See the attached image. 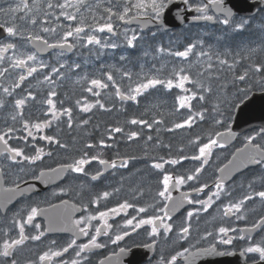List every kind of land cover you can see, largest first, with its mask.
I'll return each instance as SVG.
<instances>
[{
  "label": "flooded vegetation",
  "instance_id": "af4514ba",
  "mask_svg": "<svg viewBox=\"0 0 264 264\" xmlns=\"http://www.w3.org/2000/svg\"><path fill=\"white\" fill-rule=\"evenodd\" d=\"M29 2L31 3V0ZM47 2L48 0H42V9L46 7ZM51 2L55 5L58 2H63V0H51ZM100 2L116 6L118 0H87V4L92 6V11L85 13L86 20L91 19L88 15L89 13L91 16L98 13V7H95L94 4L98 5ZM206 2L207 0H190L193 6ZM17 3H19V0H0V8L15 6ZM119 3H123V0H119ZM226 3L227 0H224V4ZM170 4L177 5V9L185 13L186 18H194L197 15L194 11L190 12L187 10L183 0H171ZM236 4L238 5L239 13H233L232 24L227 27L219 23L202 21L198 23L187 22L171 31H164L161 27L142 30L140 26H129L119 21V31L128 29L139 32L156 29L162 34L171 33L175 36L181 33L180 35L184 37H192L193 34L200 35L204 31V36H234L236 38L235 46L226 47L228 51L230 50V54L222 56V58L230 61V64H233L234 67L229 68L227 66V70L224 73L225 76L222 78L219 87L220 93L208 96L209 101L213 103H210V109L204 112L206 119H199L194 123V126L199 123L198 127L201 128L202 133L196 136L193 141L171 142L167 144L168 148L166 150L161 147V144L145 142L148 146H145L143 154L136 158L137 164L131 163L130 155L125 157L128 159V165L124 167L122 172L125 182L124 189L119 188L118 182L121 183L122 180L114 178L111 173L114 169L111 167L97 180L93 181L91 175L98 170H103V167L96 161L84 166V174L75 173L71 169L67 170L61 182L39 192L19 189L35 180L39 173L44 170H50L59 165L74 164L85 153L89 157L92 154H98L96 150L100 148L94 146L91 149L95 151H92L91 155H89L86 150H83V144L80 141H77L78 144L76 145L69 146H76V148L64 154L59 150L58 144H50L45 140L39 139L42 135H50L56 137L59 141L61 140V143L69 144L70 142L65 139L66 134H74V131L79 128V123L75 120L76 111L73 109V124L71 128L67 125V116H61L58 121H53L51 126L44 128L42 131L37 132L32 129L37 137L36 140L27 137V144L23 139H11L9 141L13 147L23 148L25 154L29 156L36 154L32 145L44 149V152L41 153V159L36 160L35 163H29L28 161L13 163L7 155H0V171H2V178H0V243L4 239L18 236V225L13 223V220L25 219L27 212L32 207H37L40 211L30 225H25V234L30 237L37 235L39 232L44 233L40 240H26L23 246L15 250L14 256L8 258L9 262L14 258L17 264H41L39 256L45 251L60 249L74 238L73 234L76 231L75 222L77 220L98 214L99 211H106L124 201H128L134 207L127 209L126 214L125 212H121L118 215L109 213L108 223L112 225L109 235L114 236L117 232L122 233L123 231H129L131 234L126 236L123 241H120L119 246L111 244L108 236H100L98 242L106 243L107 246L86 253L88 260L85 261V264H99V261L105 260L108 256H113L115 252H119V247L126 249V252L121 257L122 264H158L161 256L167 260L176 251L183 250L185 247L195 245V248H191L192 251H195L197 248L208 247L210 244L216 243L214 237L217 236V230L221 226L235 227L239 230L250 227L261 217H264V201L255 196L243 206V214L246 219L237 220L234 216L224 217L223 215V205L229 202H236L247 194L264 191V164L252 163L248 159V156L252 153V148L249 146V148L245 149L246 137L249 136L255 137L252 141L253 145L264 146V67H262L260 73L255 72V65L264 66V3L261 0H236ZM48 11L59 14L60 9L54 7ZM69 11H72V9H69ZM209 14H211V9ZM11 15L0 14V23L7 21L9 26H11L12 21L9 19ZM16 15L19 16L22 13ZM48 19L51 24L47 26H56L57 22L54 17L50 16ZM243 19H248L249 23L241 30H233L232 25L239 23ZM65 21L61 17L60 23L63 24ZM23 22L27 21L19 19L15 21L18 29ZM30 28H34L36 33L45 36L50 42L58 39L64 31L62 27H57V33L54 35L40 32L38 27L30 25ZM2 33L0 45L8 42L15 43L17 45V54H19L21 49L26 52L36 51L26 41L16 37H8L3 28ZM21 43H24V45L19 50L18 45ZM75 44L76 46L73 49L65 50L62 53L59 49H45L42 52H38V61H43L49 67L34 73L32 77L25 80L20 88L15 89L13 97H6L2 89H0V99L5 100V106L0 108V133L6 131L8 127H13L17 129L13 133L14 136H27L26 130L23 129L21 117L18 116L16 121L11 120V115L17 111L14 108V99L24 97L27 91H31L36 98L35 100H27L26 106L23 108V119L28 120L32 124L50 119V116L44 115L45 110L48 109L45 101L49 98L48 93L50 90H55L56 92V96L51 98L58 110L70 106L68 103L70 95H73V99H75L74 105L78 110H80L81 106H85V102L90 104L99 99V97L85 90L91 85H73L68 83V71L73 72V70L80 68H75L74 65L77 63L79 65L82 64L80 63L81 58L76 53L77 44L79 43L75 42ZM174 50H180V48L177 46ZM182 50L184 51L185 48ZM4 56L3 66L7 67L9 65L8 58L13 56V50H8L4 53ZM121 62L125 63L124 61ZM61 63L65 65L64 68L60 69L62 78H57V76L53 75L54 84L45 82L44 75L51 73L52 66L58 67ZM96 63L98 62L96 61ZM20 71L19 69H10L9 73H6L4 77H0V85L11 88ZM245 71L248 72L245 81L234 79L235 76L243 74ZM92 76H94L93 73ZM241 89L247 90V95H244ZM94 91H101V89H94ZM105 92L113 94L115 90L109 85ZM142 96L138 97V103L133 101L124 102L128 103L129 107H132L137 115L146 116L145 103L147 100ZM252 96L255 99L249 100ZM78 100L80 105L77 104ZM245 102H249V104L241 111L243 118L240 120L239 130L235 134H227L234 121L237 107L244 106ZM95 107H98V105ZM149 115L151 114L149 113ZM217 120H222L223 123L218 124L216 123ZM217 133L223 134L222 140L218 141V145L213 146L207 164L202 165V160L192 159H183L176 165L166 163V161L171 159L199 155V147L207 143L209 137L216 139ZM197 137H199L198 142ZM219 143L224 146L220 147ZM109 144L112 146L102 149V157L111 161L114 158H111L110 153L107 151H113L115 147L114 143L109 142ZM155 148L158 149L156 150ZM240 149H244V151L241 152L239 151ZM48 153L51 154L49 155ZM154 163H163V170L153 168L152 164ZM139 165H142L143 171L140 175H142L141 178L144 181L140 184L142 188L132 190L129 188V184L133 182L132 179H134ZM201 166L202 171L196 179L186 181L185 184L178 188L170 186L172 201H164L163 198L159 197L158 192L163 190L162 179L165 174H171L174 178L178 176L186 177L188 174L193 173L197 167ZM137 179L136 176L134 181ZM138 182L139 179L137 180ZM218 182L223 184L224 192L221 193L220 199L215 200L207 211L201 210L204 206L203 204H189L187 202L188 199L207 201L211 192L218 191L215 187ZM17 184L19 188H17L16 193L11 196L10 200H7L3 189L16 187ZM204 184L208 185L204 192L196 193L194 191V189ZM250 185L251 187H249ZM117 189L119 191H116ZM104 191L109 192L110 196L107 199L101 198L94 204L95 198L101 196ZM182 197L183 203L180 204ZM60 202H64L63 205L56 210L48 211L50 207L52 208V206ZM165 203L168 204L172 216L171 220H165L166 223L172 225V231L166 235L161 228L159 236L151 237L149 235L151 231L150 225H143L135 232L131 231V226H125V221L133 216H136V219L139 220L141 218L163 215L158 209ZM137 207H145L147 211L138 213L136 211ZM189 211H193L194 215L190 221H186ZM17 213L19 214L18 216ZM133 223L135 224L136 221ZM159 223L160 221H157V225ZM188 223H190L188 239L180 240L177 234ZM37 224L40 225L39 229L35 228ZM91 225L90 235L94 234L95 227L102 226V222L99 220L91 221ZM209 231L213 233V236L208 237L206 240L201 239ZM5 232L8 233L7 237L4 235ZM230 235H238V233H230ZM251 235L254 241H257L264 237V231L257 230ZM75 238L78 244L88 242V237L82 234ZM53 241H55L54 244L52 243ZM150 243L154 244L153 248L145 247L146 244ZM245 246H247V241L239 239L234 240L232 245L217 244V251L232 252L233 254L199 258L197 264H256L257 258L254 255L249 254L247 257L240 255L241 249ZM74 251L75 249H70L64 256L54 258L53 261H46L44 264H56L57 260L71 259L74 256ZM116 261L117 258L113 256L112 261L106 260L105 264H116ZM0 264H5V260L2 257H0ZM177 264H184V261L180 259Z\"/></svg>",
  "mask_w": 264,
  "mask_h": 264
},
{
  "label": "snow or ice",
  "instance_id": "6c2138e0",
  "mask_svg": "<svg viewBox=\"0 0 264 264\" xmlns=\"http://www.w3.org/2000/svg\"><path fill=\"white\" fill-rule=\"evenodd\" d=\"M264 3V0H261ZM171 3V0H123V3H118L116 7H107L104 9L107 12V18L103 24H96L95 26L86 24L85 13L92 11V6L87 4V0H63V2H58L55 5L48 0L46 7L42 9V0H19V3L15 4V6H9L8 8H0V14H12L9 19L12 21L11 26H9L8 22L5 21L0 23V28H3L7 33L8 37H16L21 40L26 41L29 45L34 47L36 51L34 52H26L23 49L20 50L19 54H17L16 49L17 45L13 42H8L6 44L0 45V77H4L6 73L10 72V69H19L21 70L18 73L17 79L10 87L0 85V89L6 97H13L15 89L21 87L22 83L27 80L29 77H32L34 73H37L40 70H43L46 67H49L43 61H38L37 53L42 52L45 49H59L61 53L65 50L73 49L76 44L75 42L83 41L85 47L89 45H101L103 47H111L113 49L117 48L116 43H105L102 44L100 38H98L95 34H89L86 29L91 28L92 33L100 32L103 33L107 31L113 35H116V31L114 28L113 17H116L120 22L128 24L134 20H140L143 23L147 24L149 22H154L157 26H163V16L166 8ZM183 3L187 6V10L192 12L194 11L197 15L193 18L196 21H206L212 23H219L224 26H229L232 24L233 12L230 8L225 7L224 0H207L206 3H202L196 6H193L190 3V0H183ZM98 6V5H97ZM60 9L59 14H55L51 11H48L53 8ZM72 9V11H69ZM119 9V10H117ZM211 9V14H209ZM22 13V15L17 16L16 14ZM42 13V15H41ZM54 17L57 22L56 26L49 27L47 25L51 24V21L48 19L49 17ZM63 17L64 20L68 21L67 25L60 23V19ZM19 19L22 21H27L29 25L38 27L40 32L43 33H57V27L66 28V30L56 39L54 42H50L48 38L40 35L34 31V28H20L18 29L15 21ZM93 19L95 16L93 15ZM39 20V23H38ZM72 22H77L73 24ZM249 23L248 19H243L239 23L232 25L233 30H241ZM83 34V35H82ZM140 37H138L134 32L130 36L125 33V39L127 41V46L132 48L135 47V41H137ZM197 47V44H189L184 51H177L173 53V55L177 57H181L185 60L189 59V55L193 53V49ZM13 50V56L9 57V65L7 67L3 66V61L5 60L4 53L8 50ZM163 51V49H161ZM255 51V49H253ZM197 63L200 62V57H208V61L204 62V71L209 73V77L212 76L213 64L210 62L212 59L211 53L208 51H199L197 54ZM121 60H124L125 57L121 56ZM218 63L220 65H227L229 68H233L234 65L230 64L227 59H222L217 56ZM65 65L63 63L59 64L58 67L52 66L51 73H46L44 75V81L50 82L52 84L55 83V80L52 79V76L55 75L57 78H62V74L60 73V69L64 68ZM75 68H79L80 65H74ZM262 65H255V72L260 73L262 70ZM204 71L200 72L199 75H204ZM107 77V81L111 82V87L115 90V95L122 101H133L138 103V97L144 95L149 89L156 88L158 85H163L167 89L171 90L173 87L180 88L183 91H188L185 89L186 83H192L197 85L199 89L202 91L210 92V88H205L199 80H193L191 76L185 72V69L181 67L178 71L173 69V75L177 82L174 83V80L169 78L166 81L164 79L159 78L156 75H147L141 74L140 78L133 84L130 83L127 91H121V87L116 83L114 76L111 72L105 73ZM123 77L127 78L130 82L132 81V74L130 72H123ZM248 76V72L245 71L243 74L235 76L234 79L238 81H245ZM83 79H87V77H83ZM91 87L86 88L85 90L92 93L93 95L99 97L101 95L100 91H94V89H107L109 87V83L104 80L93 78L90 80ZM244 95H247V90L241 89ZM198 93L196 91L192 92L191 96H180L179 100V108H188L191 111V105L189 103L190 100L196 99ZM56 96L55 90H50L48 93V99L45 103L48 105V109L45 110L44 115L50 116V119L45 120L44 122H36L34 124L30 123L28 120L23 119V108L26 106V102L29 99L35 100V95L31 91H27V94L22 98L14 99V108L17 110L14 114L11 115V120L16 121L17 117H21V122L23 125V129L26 130V137H16L13 135L17 129L13 127H8L6 131L0 133V155H7L8 158L13 163H21L23 161H28L29 163H35L36 160L41 159V153L44 152L43 148L36 147L32 145L35 149V155L29 156L26 155L23 148L13 147L9 141L11 139H23L27 144V137H31L32 140H36L37 137L34 135L33 130L35 129L37 132L42 131L44 128L51 126L53 121H58L61 116H67V125L69 128L72 127L73 117H72V109L70 107H65L62 109H57L56 104L54 103L51 97ZM204 95H199V99L201 101L204 100ZM77 104L80 105V101H77ZM99 105V108L105 110V104L102 103L99 99L94 103L87 104L86 106H81L80 110L82 112H89L93 107ZM5 106V100L0 99V108ZM110 110V109H107ZM195 116H199L200 119H203V113H195L194 115H189L188 119L182 123H176L174 125L175 129H180L185 126L191 127L192 121ZM82 124H87L88 120H83ZM129 123L133 125H143L148 129H152L153 124H161L162 120L153 119L151 123L144 119H136L133 118L129 121ZM216 123H223L222 120H217ZM124 130L122 127H114L108 129V139L112 140L113 133H122ZM159 131V129H157ZM168 131H173L172 128H169ZM217 136H221L223 134L217 133ZM139 136L137 131H131L128 133V139L132 140ZM41 140H45L48 143L59 144L60 147H66V145L60 143V141L50 135H42L39 137ZM152 137L148 136V140H151ZM255 139L254 136L246 137L247 143L245 144V149L251 146L252 153L248 156V159L255 164H264V146L259 144H252V141ZM199 137H197V142ZM218 145V140L212 137H209L207 143L203 144V146L199 147V155H193L191 157H180L179 159H171L166 161V163H170L172 165H176L180 163L183 159H192V160H202V165L207 164L208 158L211 155V151L213 146ZM111 144H106L102 139L100 141V147H111ZM220 147L224 145L219 143ZM87 148H93L94 145L87 144ZM239 151L243 152L244 149H240ZM49 155L51 153H48ZM19 158V159H18ZM203 158V159H202ZM92 161H96L99 165L103 166L106 170L108 167L113 169L117 167H127L128 159L120 158V163H117V160L113 159L111 161L104 159L102 154H95L92 156H88L87 153L84 154L83 157L77 159L74 164L64 166L67 169H71V171L75 173H85V165L90 164ZM152 167L155 169L163 170V163H154ZM202 171V166L197 167L193 173L185 176L173 177L171 174H165L162 179L163 190L158 192L159 197L163 198L164 201H172L173 197L171 195L170 186L174 188H178L179 186L185 184L186 181H192L196 179L199 173ZM223 171V169H221ZM44 173H41L43 176ZM103 175V170H98L95 174L91 175V179L93 181L97 180L100 176ZM0 178H2V171H0ZM174 181V183H173ZM208 185L204 184L194 191L196 193L204 192L205 188ZM218 191H213L208 196L207 201L200 200H192L188 199L187 202L189 204H203L202 211H207L211 204L215 202V200H219L221 197V193L224 192L223 184L218 182L215 185ZM251 187V185L249 186ZM19 188L17 184L16 187L13 188H4L3 192L6 194L7 200L11 199V196L14 195ZM116 191H119L118 189ZM110 196V193L104 191L101 196L95 198L93 203H97L99 199H107ZM255 197H259L261 201H264V191H258L254 194H247L243 198L239 199L236 202H229L223 205V215L224 217L234 216L237 220H244L246 216L243 214V206L247 201L252 200ZM183 203V197L181 198L180 204ZM179 206V205H177ZM134 205L130 204L128 201H124L119 205L112 207L106 211H99L98 214L89 215L82 220H77L75 222L76 231L73 234V237L66 246L60 249H49L45 251L42 255L39 256V260L41 264H44L46 261H53L54 258H59L64 256L65 253H68L70 249H75L74 256L71 259H63L57 260L56 264H85V261L88 260V255L86 253L94 250L100 249L107 246L106 243L98 242V238L100 236H108L109 242L113 245H118L119 242L123 241L126 236H129L131 233L129 231L117 232L114 236L109 235V230L112 228V225L108 223L109 213L112 214H120L121 212H125L129 208H133ZM39 209L37 207H32L26 215V218L14 219L13 223L18 225V236L16 238H7L4 239L2 243H0V257L4 258L5 264H17L16 259L12 258L10 262L8 258L13 257L15 250L18 247L23 246L26 240L31 239L33 241H37L41 239V236L44 235L43 232H39L37 235L27 236L25 234V225H30L32 221L35 219L37 214L39 213ZM87 211V209H85ZM136 211L138 213H144L147 211L145 207H137ZM159 212H162L163 215L152 216L148 218H141L139 220L136 219V216H133L131 219H127L125 221V226H131V231L135 232L138 228L143 225H150L151 231L149 235L151 237H157L160 235V229L164 230L165 235L172 231V225L166 223L165 220H171L172 216L169 210V206L167 203L163 204V206L158 209ZM19 214L17 213V216ZM194 212L189 211L187 213L186 221H190L193 217ZM99 220L102 222V226H98L94 228V234L90 235V231L92 230L91 221ZM136 221L134 224L133 222ZM157 221H160L159 225H157ZM36 229L40 228V225H35ZM262 230L264 231V217H261L250 227L237 229L235 227H224L221 226L217 230V236L214 237L216 243L210 244L208 247L197 248L195 251H192L191 248H195V245H191L190 247H185L183 250H178L174 255H171L169 259L165 260L163 256L160 257L158 264H177L178 260L182 259L184 264H197V260L199 258L210 257L213 255H232V252H219L217 251V244L219 245H232L233 241L236 239L246 240L247 246L243 247L240 251L241 256L247 257L249 254L254 255L256 259V264H264V237H261L260 240L254 241L251 233ZM190 233V223L187 226H184L178 232V238L180 240L188 239ZM230 233H238V235H230ZM82 234L85 237H88L87 243H77L76 236ZM4 235L7 237L8 233L5 232ZM213 236L212 232H207L201 239H207L208 237ZM53 244L55 241L52 242ZM199 243V241H197ZM145 247L151 249L154 247V244H146ZM126 252L124 247H119V252L113 253V256L117 258L116 264H122L121 257ZM113 256H108L105 260L99 261V264H105V261L111 262Z\"/></svg>",
  "mask_w": 264,
  "mask_h": 264
},
{
  "label": "rangeland",
  "instance_id": "374dc122",
  "mask_svg": "<svg viewBox=\"0 0 264 264\" xmlns=\"http://www.w3.org/2000/svg\"><path fill=\"white\" fill-rule=\"evenodd\" d=\"M95 7H98V13L95 16V19H93V16L88 14L91 19L86 20V24L95 26L96 24H103L105 22V19L107 18V12L104 11L105 8L107 7H116L112 6L110 4H105L104 2H100L98 6L94 4ZM119 10V9H118ZM86 15V14H84ZM105 18V19H102ZM12 23V22H11ZM69 22L65 21L63 24L67 25ZM73 24L77 22H72ZM113 23H114V28L116 31V35H113L111 33H108L107 31L100 33H92L91 28H87L86 31L89 34H95L98 38L101 39L102 44L105 43H116L118 46L117 48L113 49L111 47H103L101 45H89L87 47L83 46L84 42L83 41H78L79 44H77L78 49L76 51L77 55L81 58L79 69L73 70V72L68 71V83H71L73 85H83L87 84L90 85V80L93 78H98L101 80H104L105 82L109 83L111 85V82L107 81V77L105 73L111 72L114 76V79L117 84L120 86H124L127 91L128 86L130 83H135L141 76V74H147V75H156L161 79H164L165 81L169 78L174 80V83L177 82L175 79V76L173 75V69H176L177 71L183 67L185 69V72L188 73L193 80H199L200 83L204 85L205 88H210V92L202 91L197 87V85L192 84V83H186L185 84V89H188V91H183L180 88L173 87L171 90L172 96L174 95L173 99L165 103L164 101V96L162 92L167 89L163 85H158L156 88L149 89L144 96L147 102L145 103V111H146V116H149V113L151 115H155V110H159L160 112L164 111V107L167 109L168 112H174L178 116V122L177 123H182L185 120L188 119L189 115H194L195 113H203V119L205 118V111L210 109V103H213L209 101L208 96L209 95H214L220 93V89L218 90V87H215L216 84L214 82H207L206 80L201 78V75H199L200 72L204 71V65L205 61H208V57H200V62L197 63V56L196 54L203 50V51H208L211 53L212 59L211 63L213 64V69H212V75H214V79L217 81V85H220L222 82V72L219 71V68H224L227 65H220L217 60V56L222 58L223 55H228L230 54V50L228 51L226 47H231L236 45V38L233 37H225V36H217V35H209L206 37L204 36V31L200 33V35H195L193 34V38L187 43L184 48L189 44H197V47L193 49V53L189 55V59L185 60L181 57H177L173 55V53L177 51H183L182 49L180 50H174L176 47L173 42H182L183 39H187L189 37H184L180 35L181 33L176 34L175 36L170 35L171 33L167 34H162L159 30L153 29L150 31H132V30H118V26L120 24L119 20L116 17H113ZM20 28H30V25L28 22H23L22 26ZM19 28V29H20ZM31 29V28H30ZM65 31L66 28H63ZM63 31V32H64ZM130 36L133 34V32L140 37L137 41H135V47H128L127 46V41L125 39V33ZM83 35V34H82ZM228 39H232L230 42L232 44H228ZM173 44V45H172ZM24 45V43L19 44V50L20 47ZM81 46V47H80ZM163 49V51H161ZM234 54V53H233ZM124 56L125 59L121 60L120 57ZM224 59V58H222ZM96 61L98 63H96ZM121 61H124L125 63L123 64ZM230 63V61H228ZM79 64V63H77ZM99 64V65H96ZM74 68V67H73ZM130 72L132 74V81L130 82L127 78L123 77V72ZM190 71V72H189ZM92 73L94 76H92ZM204 73H208L204 71ZM218 76H221L220 78ZM83 77H87V79H83ZM122 91V90H121ZM196 91L198 93L196 99H192L189 101L191 105V111H189L188 108H179V100L178 98L180 96H191L192 92ZM204 95V100L201 101L199 99V95ZM148 95L151 97L149 99ZM86 104V102H85ZM212 109V108H211ZM156 116V115H155ZM155 116H150V117H155ZM199 116H195V118L192 121V126H194V123L199 120ZM199 123H196L195 125L198 127ZM133 124L130 123V126ZM129 126L128 133L134 130V127L131 129ZM135 126V125H133ZM144 127L143 125H137ZM191 126V127H192ZM172 129H175L174 127H171ZM183 128H190V127H183ZM146 129V128H144ZM125 139V138H124ZM128 140V135L127 139ZM61 143V140H60ZM64 144V143H62ZM73 144H78L75 140L71 141L69 144H64L66 147H59V150L63 152L64 154L69 153L71 150L76 148V146L69 147ZM145 146H148L147 143H143L140 146H136L135 149H128L127 154L130 155L131 163L132 164H137L136 158L141 156L143 154V150ZM168 146V145H167ZM86 147V145H85ZM87 148V147H86ZM83 146V150H86L89 155L92 153V149H86ZM156 150L158 148H155ZM95 155V154H92ZM142 165L138 166V170L135 173L134 179L137 176L139 179V182L137 183V180L133 181L132 183L129 184V188L132 190L139 189L140 184L143 183L144 180H142L140 175L142 173ZM123 169L124 167H120L117 169H114L111 173L114 176V178H122L123 177ZM119 186L122 187V184L118 182ZM125 185V182H124Z\"/></svg>",
  "mask_w": 264,
  "mask_h": 264
},
{
  "label": "trees",
  "instance_id": "16d2710c",
  "mask_svg": "<svg viewBox=\"0 0 264 264\" xmlns=\"http://www.w3.org/2000/svg\"><path fill=\"white\" fill-rule=\"evenodd\" d=\"M192 38L193 37L183 39V41L179 42L178 44L175 41L173 42V44L176 45L175 48H177V46L181 48L185 44L187 45V43ZM231 40L232 39H228V42H229L228 44H232L230 42ZM218 70L223 71L221 76L224 77L225 76L224 73L227 70L226 67L219 68ZM221 76H218V77L220 78ZM201 78L206 81L210 79L209 81L211 83L214 82L216 84L215 87H218L217 89H219L220 85H217V81L214 79V75L209 77V73H204V75H202ZM120 87L122 91L126 90L124 86L123 87L120 86ZM100 92H101V95L99 96V100L105 104V110L100 109L98 105V107H93L91 111L89 112H82L81 110H78L77 107L74 105L75 99H73V95L69 96L68 98V103L70 105L69 107L73 109L74 111H76L75 120H77V122L79 123V128L74 131V134H66L67 136H65V139L68 142H71L76 139L75 140L76 142L77 141L82 142L84 148H86L85 145L90 143L94 145L95 147L100 148L96 150L98 154H103V150H102L103 148L100 147V141L102 139L105 141L106 144H109V142H112L114 143L115 149L113 151H107V152L110 153L111 158L115 159V158H125L128 155L127 154L128 149L130 148L135 149L136 146H140L141 144L145 142H154V143L161 144V147H163V149L166 150L168 148L167 144L171 142L193 141L196 138V136L202 133L201 128L197 126H193L190 128L173 129V131H168V129L171 127H174V125L179 120L177 114H175L174 112L172 113L168 112L167 109L164 107V111L160 112L159 110H157L155 112V115H156V116L154 115L155 117H150L153 115H149V116L137 115L135 110L132 107L131 109L128 103L126 104L124 101L116 97L115 93L108 94L105 92V89H101ZM172 92L173 90H169V89H165V91L162 92L165 103H168L173 99L174 95L172 96ZM148 97L149 99L151 98L149 95ZM146 98H147V95H146ZM86 105L87 104H85V106ZM107 109H110V110H107ZM133 118L144 119V120H147L149 123H151L153 119L155 118L158 120H162L163 123L153 124V127L151 130L148 128L144 129V127L138 129L139 127L137 125L130 126L129 121ZM83 120H88V123L82 124L81 122ZM105 122H107V124ZM108 122H111V123H108ZM117 126L122 127L124 131L122 133H113L114 138L112 140H109L108 135H107L108 129L114 128ZM129 126L131 127V129L134 127V130L132 131H137L139 133V136L136 139H132L128 141L125 139H127ZM157 129H159V131H157ZM148 136H151L152 139L148 140ZM86 149H90V148H86ZM92 151H95V150L93 149ZM118 179L122 180L120 183L122 184V187L119 186V188L124 189V180L122 178H118ZM132 181H134V179H132ZM139 188H142V187L139 186Z\"/></svg>",
  "mask_w": 264,
  "mask_h": 264
},
{
  "label": "water",
  "instance_id": "95a60500",
  "mask_svg": "<svg viewBox=\"0 0 264 264\" xmlns=\"http://www.w3.org/2000/svg\"><path fill=\"white\" fill-rule=\"evenodd\" d=\"M177 5L174 4H169L168 7L166 8L165 12H164V16H163V26H157L154 22H149L147 24L143 23L140 20H134L131 23H128L127 25L129 26H140V28L142 30H147L150 28H159L161 27L164 31H170L172 29H175L177 27L182 26L184 23L187 22H192V23H198V22H202V21H196L193 18H186L185 17V13H182L181 11H179L177 9ZM225 7L232 9V12L234 14H238L239 10H238V5L236 4V0H227V3L225 4ZM2 28H0V36H2ZM253 98V96L249 99L251 100ZM255 99V97L253 98ZM244 106H239L236 109V113L234 116V121L230 127V130L227 134H235L237 132V130H239L240 127V120L243 118L242 117V113L241 111L244 110L246 108V106L249 104V102H245ZM222 135L221 136H217L216 139L218 141L222 140ZM117 163H120V159H117ZM64 166L66 165H59L53 169L50 170H44L42 171L44 173L43 176H41V173H39V176L35 179L32 180L31 182H29V184L24 185L23 187L19 188L20 190H31L32 192H39L41 190H44L47 187L53 186L59 182H61V180H63V177L66 173L67 168H65ZM103 167V166H102ZM110 167H108L106 170L103 168V173H105ZM64 202H60L54 206H52V208L50 207L48 209V211H52V210H56L57 208H59L61 205H63Z\"/></svg>",
  "mask_w": 264,
  "mask_h": 264
},
{
  "label": "bare ground",
  "instance_id": "6f19581e",
  "mask_svg": "<svg viewBox=\"0 0 264 264\" xmlns=\"http://www.w3.org/2000/svg\"><path fill=\"white\" fill-rule=\"evenodd\" d=\"M120 114H121V112H120ZM117 115H118V114H117ZM125 115H126V114H125ZM118 116H119V115H118ZM121 116H122V115H121ZM121 116H120V117H121ZM113 117H114V116H113ZM122 117H123V116H122ZM117 118H118V117H117ZM107 119H108V118H107ZM109 119H110V118H109ZM110 120H111V119H110ZM115 120H116V119H115ZM122 120H123V119H122ZM106 121H107V120H106ZM113 121H114V120H113ZM117 122H119V121H117ZM121 122H122V121H121ZM105 123L107 124V122H105ZM108 123H111V122H108ZM112 123H113V122H112ZM101 124H102V123H101ZM106 124H105V125H106ZM114 124H115V122H114ZM102 125H103V124H102ZM116 125H117V123H116Z\"/></svg>",
  "mask_w": 264,
  "mask_h": 264
}]
</instances>
